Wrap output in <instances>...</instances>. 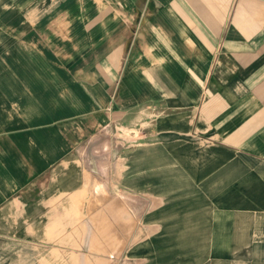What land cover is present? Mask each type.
<instances>
[{
  "label": "crops",
  "instance_id": "0c3cea01",
  "mask_svg": "<svg viewBox=\"0 0 264 264\" xmlns=\"http://www.w3.org/2000/svg\"><path fill=\"white\" fill-rule=\"evenodd\" d=\"M69 3L37 23L51 29L52 54L39 36H29V48L3 51L0 234L20 229L47 241L80 226L102 234V259L113 244L117 254L127 253L117 264H264V0H150V10L163 4L164 12L140 30L129 64L119 44L125 32L92 33L91 40L107 43L106 51L96 63L93 55L85 64L72 63L71 26L78 17ZM103 18L99 25L113 29L123 22ZM257 67L260 73H253ZM241 68L243 87L256 90L249 98L261 108L225 113L221 105L233 103L219 96L232 85L225 74ZM158 71L182 73L180 82L168 79L170 96L166 89L161 97ZM121 72L114 97L112 82ZM206 85L216 94L204 96ZM158 104L171 109L168 126L142 133L164 140L123 148L116 139L108 161L76 159L77 131L100 128L107 136L112 124L135 130L141 114H156ZM237 153L257 160L241 164ZM141 255H149L147 263ZM90 257L85 264H93Z\"/></svg>",
  "mask_w": 264,
  "mask_h": 264
},
{
  "label": "rangeland",
  "instance_id": "374dc122",
  "mask_svg": "<svg viewBox=\"0 0 264 264\" xmlns=\"http://www.w3.org/2000/svg\"><path fill=\"white\" fill-rule=\"evenodd\" d=\"M65 1H71V3H69L71 6L70 9L74 15L78 17V23L71 26V32H74L76 35L75 42L73 41L75 43V48L74 50L70 49V52L74 51V56H72L74 57L72 60L73 64H85L84 60H86V55L87 57L89 55H93L92 57L89 56L90 62L96 63L104 51H106L107 48H104V44L107 43L101 40H91V34L109 32L121 34L125 32L127 36L124 40L120 41L119 44L122 46L125 64L132 63L130 51L136 37H138V33L140 30L141 32L144 31L146 23L149 21L148 19H153L154 16L158 17L164 12L163 4L158 6L159 8L156 12L150 10V0H0V76L5 75V63L1 60L4 55L3 51L13 45H22L26 48L31 43L30 37L36 40L39 36L40 39L45 40L46 45L49 47V50L46 48L47 52H51V54L53 53V49L50 45H48L49 40H47L46 35L51 33V29H48V25H45L43 29L41 26L38 28L37 23L39 20L43 19V17L51 16L53 13L52 11ZM102 4L104 6H101ZM101 17H104L103 20L120 18L121 22L123 21L124 24L123 22L120 23V25L116 26L115 29H113V24L99 25L102 21L100 20ZM228 29L229 26L226 27L224 32L226 33ZM239 30H242L243 33H245V26H240ZM62 31L68 32L69 29ZM38 32H41L42 36L41 33L38 34ZM191 35L193 36L194 34L192 33ZM27 40L28 45H26ZM95 42L96 44L92 45ZM115 42H111V45L116 44ZM244 43L245 42L243 41L238 42L237 48L243 47ZM208 44L210 45V43ZM153 48L154 46H152V49ZM62 52L63 49L59 53L61 56L60 63L64 64L65 62L63 61L61 55ZM163 54L164 53L161 55L163 56ZM56 58L58 57L56 56ZM260 70L261 67H257L252 72L257 74L260 73ZM245 72L246 70L241 68V70H237L236 73H232L231 76H229V74H225L226 79L232 85L231 88L227 87V89H222L223 91L219 94V96L222 98H230L233 102L227 105H221L222 110L225 109L223 110L225 113L230 110H236L241 113L245 111L252 112L259 111L261 108L260 100L252 99L251 101V98H249L250 93L253 97H255L254 93L256 90H247L243 87L244 82H241V80H244ZM181 75L182 73L165 74L164 72L159 71L156 75H154L161 87L160 91L162 92V98L165 96L166 89H168V94H166L167 96H170L171 93V89L166 87L168 79L170 80L173 77V81L180 82L182 79ZM207 75L208 74H206V76ZM146 76H148V74H146ZM121 77L122 72L119 73L118 78L112 82L111 95L114 97L116 93L115 89L118 87V84H120ZM187 81L188 78L184 77V82L187 83ZM192 83L193 82L189 81V84ZM207 87L208 86L206 85L203 93L204 96L216 94V90H211ZM250 101L252 103V107L249 103ZM163 105L164 104H158L156 110L152 111L156 114L149 115L147 111L142 113L141 122L136 126L138 129L133 130L132 127L127 128L125 126H120V124H115L118 126L117 128L114 124H112V127L109 126V135L106 136V133H104L100 128H94L97 130L93 129L94 132L92 133H96L97 137H93L94 139L92 144L88 141V138H90L92 133H88V131L80 133V131H77L78 136L76 140L78 142L75 146L77 147V150L75 151L76 159L82 163L83 161H88L89 163L94 161L99 162L102 160L108 161L106 158V152H108L111 142L112 144L114 142V145L117 144V142H115L116 139L122 142L119 143L120 146H122L124 142L123 148H128L134 143H149L153 141L160 142L161 140H164V137L149 136L147 133H142L143 131L147 132V129L150 126H156L158 133L161 128L168 126V123H166L164 119L169 115L166 113L170 112L171 109H163L165 107ZM143 107L146 106L142 105L141 108ZM160 110L162 111L160 112ZM130 117L131 116L127 117V121H130ZM166 139L175 140L180 139V137H167ZM204 142H206V145H209L207 144L209 143L208 141ZM113 156H115V153H113L112 157ZM235 157H237V161L241 164H244L245 162L255 164V160H257L256 158H253L254 162H252L250 158H246L245 156L243 157L240 153H237ZM111 160L113 159L111 158ZM258 164H260V161H258ZM76 231L77 232H73L72 228L69 232L54 233L52 234L53 240L51 239L47 241L42 239L41 233H25L24 231L21 232L20 229H18L15 233L0 234V264H85L87 257L88 259H91L90 256L93 257V264H102V262H106L107 260L110 264H117V260H120L122 263L124 260L127 261L129 259L127 258V253L124 254L121 251L117 254V247H115L116 245L114 244L113 246L116 249L114 250V248H112L111 250H113V252H109L106 259H102L103 250L100 248L102 244V234L100 232L86 233L84 230L81 231L80 226H77ZM104 235L106 238L107 234ZM87 238H89L92 247H84L85 239ZM73 243L77 245V248L74 249L62 246L67 244L73 245ZM148 257L149 255H141L142 260L145 259L146 263Z\"/></svg>",
  "mask_w": 264,
  "mask_h": 264
}]
</instances>
